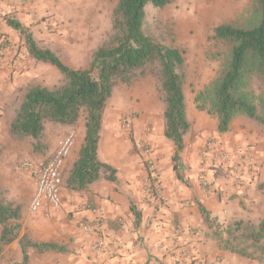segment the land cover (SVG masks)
Here are the masks:
<instances>
[{"label":"rangeland","instance_id":"obj_1","mask_svg":"<svg viewBox=\"0 0 264 264\" xmlns=\"http://www.w3.org/2000/svg\"><path fill=\"white\" fill-rule=\"evenodd\" d=\"M19 1L34 3L37 15L27 29L30 30L37 43L52 49L65 64L76 69L88 67L91 51L101 43L110 30L112 10L117 2V0ZM47 2L52 5L48 7ZM252 5L253 0H175L164 7H155L150 3L144 6L146 30L153 35L154 39L184 49L186 65L184 93L187 102V115L191 124L193 121L192 111L201 112L207 120L205 122L207 131L204 133L203 139L199 141L193 140L195 130H192L191 125V130L185 137V142L189 145L186 150L195 151L198 156L201 169L199 168L197 173V188L207 193L206 195L211 193L217 198L221 205V212L218 210L215 213L209 209L208 211L222 225L236 217L257 221L264 213V189L259 187V184L264 181V127L252 119L244 117L234 119L230 127L233 129L231 145L230 148H226L218 135L211 132L213 128H216L215 117L196 108L194 95L195 91L203 88L215 76L219 68V59L209 56L216 50L223 49V46L212 38L213 28L223 22L247 23L252 15ZM18 36L24 38L19 32ZM35 62L34 75L27 84H23L20 88L33 84L50 87L61 81L62 75L55 66ZM21 94L22 91L19 89L14 95L15 100H12L13 103L11 101L9 107L11 112L20 100ZM108 101L102 111V123L105 121L107 127L110 125V121L114 120L117 124L116 133L121 134L119 137L122 142L132 147L135 153L141 156L139 163L143 165L147 173L141 180L143 199L146 201V208H148L146 213L139 214V217L144 216L142 226L144 229H151L158 218L159 224L163 226L164 214L158 217L156 212L160 206L165 205L166 199L162 188L148 175L155 169L152 157L153 146L148 142L136 141L137 130L135 128V121L139 119L149 122L144 126L145 131H148L151 121L145 117L151 115L157 118V122L159 121V129L161 128L163 134V104L156 88V79L151 73H147L130 85H118L114 88ZM3 119L1 122L3 125L0 124L2 138L6 135L4 124H7V118L5 113ZM83 126V115L75 126L46 120L40 137L42 145L36 151L32 149V139L21 142L12 140L13 143L10 142L12 145L8 144L7 147L0 141V189L3 190L8 200L22 206L19 220L21 235L28 233L34 239L28 230L24 232L22 230L27 228L24 227L25 220H28L29 224L33 220L32 217L41 212V210L35 213L28 211L35 184L30 172L24 169L22 164L41 157L44 150L47 149L43 142L61 135L65 129L67 131L64 134L69 130H74L77 139L81 140ZM232 144L236 146V149L232 147ZM237 150L240 151L246 173L252 176L251 181H254L253 185L250 184L249 187H246L248 188L246 193L231 192L229 188L231 179L229 180L226 175L223 176V183H218V177V179H213L207 174L209 168L226 164L234 186L241 187L243 181L240 176L241 167L235 163L234 159H231V155H234ZM218 153L223 156L220 161H216L215 155ZM152 165L154 168H151ZM254 166H257L256 169ZM67 191L64 187V196ZM77 194L81 195L82 193ZM192 198V196L186 195L181 200L185 212L183 218H179L177 225L178 231L182 235L181 243L178 244V253H170L172 249L176 248L174 244L171 247L170 245L164 247L167 253L172 255L174 261L172 264H264V259L262 261L250 260L235 253L222 251L215 246L214 242L205 241L206 228L203 218L196 204L197 201ZM64 200L66 201L67 198L64 197ZM77 208L91 209L93 206L90 203H82ZM205 208L207 209V207ZM70 212H73V209ZM170 221L174 224L176 220L167 218V222L170 223ZM173 227L176 229L175 225ZM91 248L93 249V245ZM0 262L2 264H27L22 262V257L17 261L13 253H8L6 250L1 255Z\"/></svg>","mask_w":264,"mask_h":264},{"label":"trees","instance_id":"obj_2","mask_svg":"<svg viewBox=\"0 0 264 264\" xmlns=\"http://www.w3.org/2000/svg\"><path fill=\"white\" fill-rule=\"evenodd\" d=\"M175 0H117L106 37L90 53L86 68H72L50 48L40 46L21 23H8L25 37L29 55L38 62L55 66L62 75L52 86L33 84L20 88V100L11 112L5 106L8 134L13 141L32 139L40 149L44 122L75 126L84 118V137L78 156L62 173L68 191L88 193L99 180L116 181V169L97 156L102 111L118 85H130L151 73L163 104V136L175 146L174 159L183 149L191 130L184 93L186 65L184 49L154 39L146 30L144 6L164 7ZM212 38L223 46L209 56L219 59L215 76L195 91L198 110L215 117L219 133L230 130L238 117L252 119L264 127V0H253L247 23L223 22L213 28ZM13 103V101H12ZM264 189V181L259 184ZM199 212L206 228L205 241L225 252L250 260L264 259V213L257 220L236 217L220 224L201 203ZM22 206L8 200L0 189V257L18 239L22 262L28 251L61 250L55 242H38L28 233L21 235ZM139 219V216H137ZM0 264H2L0 262Z\"/></svg>","mask_w":264,"mask_h":264},{"label":"crops","instance_id":"obj_3","mask_svg":"<svg viewBox=\"0 0 264 264\" xmlns=\"http://www.w3.org/2000/svg\"><path fill=\"white\" fill-rule=\"evenodd\" d=\"M59 2H63V0H59ZM46 5L49 7L52 4L47 2ZM36 15L33 2L0 0V31L7 36L10 42L0 67V124L4 120L6 102L11 101L20 87L29 82L34 75L36 63V60L27 51L25 37H19L18 31L8 23V20L17 19L26 29V32L31 33L27 27L32 24ZM192 113L191 125L192 130H195L193 140L199 141L203 139L204 133L207 131L205 124L207 120L201 112L192 111ZM145 118L151 121V127L145 131L144 126L149 122L136 120V141L148 142L153 146L152 157L155 169L150 171L148 175L153 182L155 181L162 188L166 199L165 205L160 206L156 212L158 217L164 214L163 226L159 224L158 218L151 229H144L142 226L144 216L137 219L141 212L146 213L148 211L141 187V180L147 175L146 170L139 163L141 156L136 154L132 147L122 142L119 137L121 134L116 133L117 124L114 120H111L107 127L103 121L97 156L102 162L108 163L116 169V181L99 180L92 185L90 192L81 195L67 191L65 192L66 196H64V187L62 186L61 207L54 210L52 217L41 211L32 217L33 220L29 224L28 220H25L24 227L27 228L22 232L28 230L35 241L55 242L62 247L61 250L44 253H37L30 248L27 264H172L174 261L170 253H178V244L181 243L180 239H182L177 228L179 218L182 219L185 212L181 200L186 195L192 196V200L197 201V206L201 203L215 213L218 210L221 212V205L217 198L211 193L206 195L207 193L197 188V173L201 167H199V159L195 151L186 150L189 145L185 142V147L174 159L175 146L163 136L157 118L151 115ZM4 126L6 135L2 138L0 134V141L7 147L8 144L12 145L10 143L12 140L8 134L7 124ZM213 129L211 132L218 135L226 148H230L233 129L230 128L223 133H219L216 128ZM60 130L63 131L64 129ZM66 131L65 129L61 135L43 142L47 149L44 150L45 152L41 157L51 155L57 139L63 136ZM83 137L81 140L77 139L62 168V173L77 158ZM232 147L236 149L233 144ZM231 159H234L235 163L241 167L240 176L243 180L241 187L234 186L226 164L209 168L207 174L213 179L218 177V183H223V176L226 175L229 180L231 179L229 187L231 192L246 193L245 191L248 189L246 187L254 183L251 181L253 178L246 173L239 150L231 155ZM254 167L256 169L257 166ZM64 197L67 198L66 201ZM82 203H90L93 208H83L82 210L77 208ZM72 209L73 212H70ZM92 209H96V212ZM167 218L168 220L173 218L176 221L172 224L171 221L170 223L167 222ZM85 223L94 225L96 230L89 233L83 232L81 226ZM173 225L176 226V229ZM100 238L104 240L102 247L92 249L91 245ZM173 244L176 245V248L168 254L164 247L166 245L171 247ZM5 250L8 253H13L17 261L22 257L18 239L10 243Z\"/></svg>","mask_w":264,"mask_h":264},{"label":"built area","instance_id":"obj_4","mask_svg":"<svg viewBox=\"0 0 264 264\" xmlns=\"http://www.w3.org/2000/svg\"><path fill=\"white\" fill-rule=\"evenodd\" d=\"M9 45L10 42L7 36L0 31V67ZM76 140V132L69 130L57 139L55 149L51 155L31 159L22 164L23 168L30 172L35 184L34 193L28 205V211L30 213L41 210L47 216L52 217L54 210L60 209L62 203V168L74 148ZM215 157L216 161H220L223 158L219 153ZM151 168H154V166L152 165ZM92 210L96 212V209ZM81 228L85 233L96 230L94 225L87 223L83 224ZM103 244L104 240L100 238L93 243V249H99Z\"/></svg>","mask_w":264,"mask_h":264}]
</instances>
